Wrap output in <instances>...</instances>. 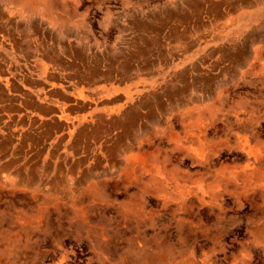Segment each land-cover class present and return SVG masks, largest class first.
Returning <instances> with one entry per match:
<instances>
[{
    "label": "rangeland",
    "instance_id": "obj_1",
    "mask_svg": "<svg viewBox=\"0 0 264 264\" xmlns=\"http://www.w3.org/2000/svg\"><path fill=\"white\" fill-rule=\"evenodd\" d=\"M220 1L0 0L78 40L89 122L117 120L50 184L0 181V264H264V0L231 37H162Z\"/></svg>",
    "mask_w": 264,
    "mask_h": 264
},
{
    "label": "crops",
    "instance_id": "obj_2",
    "mask_svg": "<svg viewBox=\"0 0 264 264\" xmlns=\"http://www.w3.org/2000/svg\"><path fill=\"white\" fill-rule=\"evenodd\" d=\"M235 2H217L212 13L205 8L198 18L186 12L187 22H168L162 37H231L224 31L242 6ZM3 10L0 6V181L29 185L41 176L50 184L57 171L74 167L73 153L88 160L95 132L114 126L106 119L89 122L91 99L102 92L96 89L102 68L83 64L75 55L82 45L73 37H43V21Z\"/></svg>",
    "mask_w": 264,
    "mask_h": 264
},
{
    "label": "bare ground",
    "instance_id": "obj_3",
    "mask_svg": "<svg viewBox=\"0 0 264 264\" xmlns=\"http://www.w3.org/2000/svg\"><path fill=\"white\" fill-rule=\"evenodd\" d=\"M104 55V54H103ZM99 57V56H98ZM109 59V58H108ZM107 61V60H106ZM112 63V62H111ZM114 63V62H113ZM68 66V65H67ZM95 66V65H94ZM113 70V69H112ZM100 72V71H99ZM103 75V74H102ZM79 78V77H78ZM96 79V78H95ZM103 82V81H102ZM138 88V87H137ZM35 102V101H34ZM115 110V109H114ZM121 112V111H120ZM136 116V115H135ZM239 120V119H238ZM117 120H112V124L115 125ZM107 122V121H106ZM136 125V124H135ZM132 127V126H131ZM111 138V137H110ZM118 138V137H117ZM252 140V139H251ZM116 141V140H115ZM256 148V147H255ZM246 178V177H245Z\"/></svg>",
    "mask_w": 264,
    "mask_h": 264
}]
</instances>
